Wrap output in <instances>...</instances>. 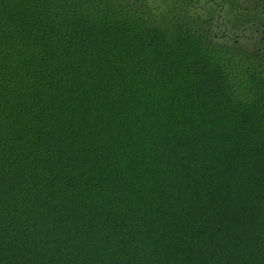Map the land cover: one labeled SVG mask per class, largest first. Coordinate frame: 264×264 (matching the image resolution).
Returning a JSON list of instances; mask_svg holds the SVG:
<instances>
[{
    "label": "trees",
    "instance_id": "obj_1",
    "mask_svg": "<svg viewBox=\"0 0 264 264\" xmlns=\"http://www.w3.org/2000/svg\"><path fill=\"white\" fill-rule=\"evenodd\" d=\"M0 264H264V0H0Z\"/></svg>",
    "mask_w": 264,
    "mask_h": 264
}]
</instances>
